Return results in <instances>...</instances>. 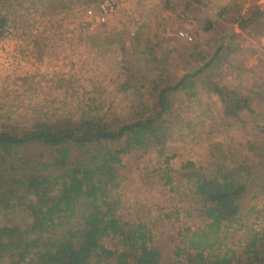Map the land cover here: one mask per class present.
Wrapping results in <instances>:
<instances>
[{"label":"rangeland","instance_id":"1","mask_svg":"<svg viewBox=\"0 0 264 264\" xmlns=\"http://www.w3.org/2000/svg\"><path fill=\"white\" fill-rule=\"evenodd\" d=\"M105 3L114 11L102 22L96 12ZM2 14L8 30L0 38V126L19 130L54 114L73 120L89 113L125 115L129 98L119 88L126 68H157L150 74L155 79L162 68L174 80L207 63L221 44L227 48L219 62L211 60L212 82L253 97L252 112L241 113L246 122L224 127L220 99L198 85L192 99L174 96L182 130L162 155L153 150L138 158L122 156V181L114 191L121 200L119 212L125 221L145 223L154 243L179 240L180 229L202 226L197 213L187 215L194 190L182 170L187 162L198 174H208L218 167L231 169L238 160L258 186L264 180V155L248 146L257 140L264 144V134L256 129L264 127V0H23L21 7L5 5ZM152 51L159 67L147 58ZM261 187V193L252 190L240 203L229 231L220 236L223 245L236 246L264 232ZM19 204L29 211L36 205L31 195ZM21 210L15 205L9 211L12 223L26 219ZM103 244L109 249L112 242ZM174 245L169 243L168 250Z\"/></svg>","mask_w":264,"mask_h":264},{"label":"trees","instance_id":"2","mask_svg":"<svg viewBox=\"0 0 264 264\" xmlns=\"http://www.w3.org/2000/svg\"><path fill=\"white\" fill-rule=\"evenodd\" d=\"M14 2L21 7L23 0H0V38L8 30L2 9ZM223 50L227 48L221 44L207 63L174 80L167 79L166 69L160 68L155 79L150 74L157 68L147 72L126 68L128 76L119 88L129 98L125 115L105 118L89 113L73 120L54 114L21 130L0 126V262L264 264V232L254 233L236 246L223 245L220 240L236 219L240 203L252 190L256 194L262 191L264 180L258 186L257 177L248 178L249 168L243 162L237 160L231 169L218 167L208 174H198L192 162L182 166L184 176L194 186L193 205H188L187 215L197 213L202 226L180 229L179 240L171 237L161 245L154 243L145 223L122 219L121 200L114 193L122 181V156L138 158L153 150L162 155L167 142L182 130L175 95L186 94L192 99L201 85L220 99L227 120L224 127L246 122L241 113L252 112L253 97L212 82L211 60L219 62L225 55ZM147 58L159 67L161 60L155 51ZM183 126L188 127L186 122ZM257 128L264 134V127ZM248 144L251 151L256 147L264 155L262 142ZM172 158H166L165 164ZM166 185L171 186V182ZM24 195L35 200L31 211L21 210L24 206L19 199ZM15 205L22 216L28 213L21 224L9 219ZM105 240H111V248L105 249ZM169 243L175 244L171 251Z\"/></svg>","mask_w":264,"mask_h":264},{"label":"built area","instance_id":"3","mask_svg":"<svg viewBox=\"0 0 264 264\" xmlns=\"http://www.w3.org/2000/svg\"><path fill=\"white\" fill-rule=\"evenodd\" d=\"M98 10L96 13L99 16L100 21L104 22L106 15L111 14L114 11V8L111 4L105 3L98 6Z\"/></svg>","mask_w":264,"mask_h":264}]
</instances>
